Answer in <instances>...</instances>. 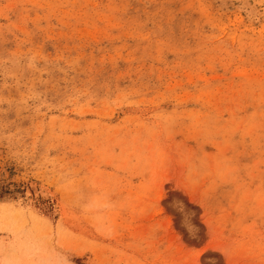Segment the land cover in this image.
Here are the masks:
<instances>
[{"label":"rangeland","instance_id":"1","mask_svg":"<svg viewBox=\"0 0 264 264\" xmlns=\"http://www.w3.org/2000/svg\"><path fill=\"white\" fill-rule=\"evenodd\" d=\"M0 264H264V0H0Z\"/></svg>","mask_w":264,"mask_h":264}]
</instances>
